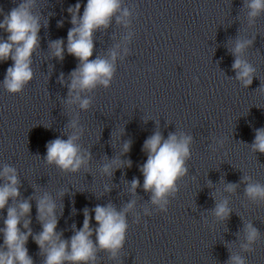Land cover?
Masks as SVG:
<instances>
[{"label":"clouds","instance_id":"1","mask_svg":"<svg viewBox=\"0 0 264 264\" xmlns=\"http://www.w3.org/2000/svg\"><path fill=\"white\" fill-rule=\"evenodd\" d=\"M36 6L37 0H20L18 6L6 14L0 9V14H3L0 30L7 33L6 39L0 37V62L9 59L13 61L6 69L0 85L10 94L23 92L34 79L32 64L34 54L40 49L39 33L41 27H49L48 18L41 24L42 14L34 11ZM241 9L246 10L247 23L251 27L256 19L264 14V0H242ZM80 10L79 2L67 8L72 27L67 32L66 44L62 38L50 39L48 50L51 57L58 61L65 59V51L78 60L76 68L67 78L63 72L60 73L58 83L68 89L66 99L63 98L66 105L88 111L93 103L91 94L98 87L107 89L111 86L117 71V61H123L129 55L128 45L134 36L131 30L133 9L126 6L124 0H87L82 15ZM53 15L54 13L50 12L48 17ZM113 22L128 31L121 37L120 42L106 50L105 55H97L95 59H91L95 51V34L107 33ZM63 24V20L57 21L58 28L63 27ZM254 41L255 39L237 34L231 39V47H227V51L234 57L231 69L235 76L231 78L244 88L253 83L256 73L255 67L245 58ZM66 127L69 131L63 135H66L67 139L57 137L47 142L43 160L62 172L78 173L90 166L92 153L89 149L82 148L79 143L85 132L79 116L68 121ZM193 139L191 134L178 130L169 132L165 138L160 131L159 121H156L155 131L143 143L142 152L146 154L147 159L139 166L143 175L142 188L145 193L150 194L148 203L159 212L168 211L170 199L179 191V182L189 175L187 162L191 159ZM223 143L222 139L213 137V145L210 147L215 150V145L222 147ZM246 145L250 146L253 153L264 154V127L255 129L253 142ZM131 147V140L124 141L121 156L128 154ZM121 156L118 159H109L106 156L108 162L101 166L102 174L112 177L118 169H130L132 160L121 159ZM0 181V213L5 209L7 211L6 218L3 219L4 226L0 227V234L3 236V243L0 244V264H34L26 247L29 237L38 245L39 254L44 257L43 264H97L100 252L107 253L110 260H116L126 243L128 215H133V222L136 224L141 221L140 213L136 211V199H130L120 208L109 201L106 205L97 204L92 209L85 207L82 227L77 229L73 224L74 234L69 239H64L63 231H57L59 217L63 215V204L58 208L52 195L47 192L40 196L23 198L18 170L10 164L5 163L0 167ZM125 182L129 185V193L133 197L138 196L137 189L141 187L139 178L133 177L131 181ZM223 184V192L228 194H236L243 184L244 196L249 201L264 204V184L254 181L251 176L243 174L237 183L225 182L223 177ZM212 186L213 182L208 180V187ZM111 190L107 185L104 188L105 193ZM67 192L68 190L62 191L61 198ZM211 195L214 207L207 211L211 212L216 221L225 222L230 219L233 211L229 206V199H217L216 194ZM33 200L36 202V219L42 228L39 233H34L31 227ZM91 213H94L96 227L92 226ZM143 215H152L149 207H143ZM236 236L240 240V252L251 253L254 251L253 245L261 239V232L249 221L243 222V227L237 231ZM240 252L229 250V258L225 264H247L246 257Z\"/></svg>","mask_w":264,"mask_h":264}]
</instances>
